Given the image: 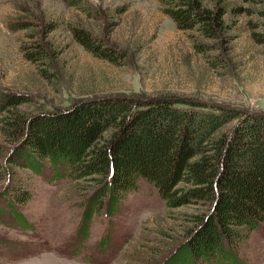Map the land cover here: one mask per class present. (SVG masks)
<instances>
[{
    "label": "rangeland",
    "instance_id": "obj_1",
    "mask_svg": "<svg viewBox=\"0 0 264 264\" xmlns=\"http://www.w3.org/2000/svg\"><path fill=\"white\" fill-rule=\"evenodd\" d=\"M202 2L214 9L225 4L217 39L178 28L165 0H0V90L25 93L28 100L17 108L28 113L106 93L264 108V42L252 37L264 0ZM73 27L118 54L96 56L75 39ZM35 41L48 50L50 67L25 57ZM15 143L0 123V264H192L171 256L198 204L167 207L152 184L139 180L116 206L107 194L91 205L98 182L69 177L59 164L36 173L12 165L7 156ZM18 177L31 192L20 204L6 189ZM226 250L232 260L194 264H264V221L236 250Z\"/></svg>",
    "mask_w": 264,
    "mask_h": 264
},
{
    "label": "trees",
    "instance_id": "obj_2",
    "mask_svg": "<svg viewBox=\"0 0 264 264\" xmlns=\"http://www.w3.org/2000/svg\"><path fill=\"white\" fill-rule=\"evenodd\" d=\"M165 2L176 26L195 35L217 39L226 25L223 3L214 9L202 0ZM258 15L262 21L252 37L262 43L264 8ZM72 33L100 58L118 54L86 29L73 27ZM193 43L200 51L202 41ZM42 46L35 41L24 55L50 67ZM27 100L25 93L0 90L1 130L7 141L16 142L7 161L33 173L47 163L53 169L59 164L69 177L98 182L91 205L107 194L108 205L116 206L139 180L152 184L167 207L198 204L201 210L192 216L186 239L171 256L175 261L232 260L226 247L236 250L264 221V108L172 94L106 93L76 98L66 108L20 111L17 105ZM21 179L6 188L16 203L31 196Z\"/></svg>",
    "mask_w": 264,
    "mask_h": 264
}]
</instances>
